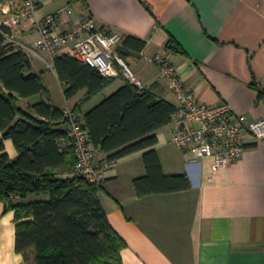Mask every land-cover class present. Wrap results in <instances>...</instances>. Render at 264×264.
Listing matches in <instances>:
<instances>
[{
	"label": "crops",
	"instance_id": "1",
	"mask_svg": "<svg viewBox=\"0 0 264 264\" xmlns=\"http://www.w3.org/2000/svg\"><path fill=\"white\" fill-rule=\"evenodd\" d=\"M8 0H0V11ZM72 6L65 21L90 14L96 24L122 36L115 53L127 63L134 80L124 75L98 93L86 97V90L65 99L53 68V59L37 49V34L29 24L9 29L5 41L28 56L32 73L40 75L49 100L56 107L82 114L129 81L150 90L177 107L171 82L163 78L152 58L165 52L177 75L199 101L215 105L226 102L237 114L249 119L264 117V0H40L37 17ZM126 36L131 40L123 44ZM173 38L183 52L166 50ZM263 85L262 89L258 86ZM64 97L55 102L54 93ZM102 94V95H100ZM40 95L19 98L28 106ZM76 109V110H74ZM66 131L67 123L61 125ZM169 122L154 131L151 147L123 155L105 173L99 197L112 228L127 246L121 251L123 264H264V140L245 137L243 154L227 166L213 170L212 158L195 160L172 142ZM155 149L164 175L185 174V190L139 197L133 180L146 174L142 155ZM4 151L13 160L17 150L11 139ZM96 160H109L110 152L95 149ZM46 194L11 197L12 204L47 199ZM0 202V264H29L15 250L14 209Z\"/></svg>",
	"mask_w": 264,
	"mask_h": 264
},
{
	"label": "trees",
	"instance_id": "2",
	"mask_svg": "<svg viewBox=\"0 0 264 264\" xmlns=\"http://www.w3.org/2000/svg\"><path fill=\"white\" fill-rule=\"evenodd\" d=\"M8 28L0 29V202L14 209L15 250L29 264H123L121 251L127 246L112 228L100 201V185L72 176L75 155L58 139L65 134L63 110L51 103L40 75L32 73L26 53L5 41ZM134 40L141 50L145 42ZM166 50L183 52L171 37ZM53 68L65 99L86 90L90 97L112 78L81 61L56 56ZM40 95L27 110L19 98ZM176 106L147 89L126 81L81 117L95 149L110 152L114 159L153 146L154 131L170 121ZM76 110V109H74ZM11 139L17 156L11 160L4 140ZM144 176L135 178L137 196L185 190V174L164 175L155 149L142 155ZM46 194L47 199L12 204L11 197Z\"/></svg>",
	"mask_w": 264,
	"mask_h": 264
},
{
	"label": "built area",
	"instance_id": "3",
	"mask_svg": "<svg viewBox=\"0 0 264 264\" xmlns=\"http://www.w3.org/2000/svg\"><path fill=\"white\" fill-rule=\"evenodd\" d=\"M40 0H8L0 11V29L23 28L29 24L37 34L34 45L46 51L51 59L67 55L96 68L107 78L121 74L133 81L134 76L124 59L115 53L122 36L96 24L87 14L81 20L69 22L64 30H56L59 21H65L72 13L67 5L44 17H37ZM9 37V33H5ZM161 76L171 82V89L178 105L170 116L173 125L171 140L189 153L193 159L212 158L213 170L236 161L244 152L245 137L251 135L264 140V117L249 119L235 113L224 101L210 105L199 101L193 91L177 75L175 67L165 52H157L152 58ZM263 85L258 87L262 89ZM67 123L65 134L58 139L63 148H71L75 162L71 175L83 178L87 183L101 185L105 173L116 166V160H96L95 148L90 142L88 130L81 117L72 109L63 111Z\"/></svg>",
	"mask_w": 264,
	"mask_h": 264
},
{
	"label": "rangeland",
	"instance_id": "4",
	"mask_svg": "<svg viewBox=\"0 0 264 264\" xmlns=\"http://www.w3.org/2000/svg\"><path fill=\"white\" fill-rule=\"evenodd\" d=\"M100 95H102V94H100ZM53 98H54V100H55V102H57L58 104H60V105H64L65 103H64V97L61 95V94H58L57 92L56 93H54V95H53ZM75 112V111H74ZM76 113V112H75ZM78 114V113H77ZM79 115V114H78Z\"/></svg>",
	"mask_w": 264,
	"mask_h": 264
}]
</instances>
